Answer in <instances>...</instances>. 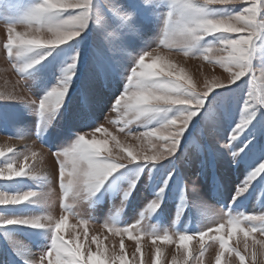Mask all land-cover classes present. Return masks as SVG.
I'll return each instance as SVG.
<instances>
[{"label": "rangeland", "instance_id": "obj_1", "mask_svg": "<svg viewBox=\"0 0 264 264\" xmlns=\"http://www.w3.org/2000/svg\"><path fill=\"white\" fill-rule=\"evenodd\" d=\"M40 2L0 0V94L18 97L15 100L0 99V151L7 153L9 148L15 149L20 157L16 165L18 168L25 165V152L29 157L32 152L37 153L26 163L47 177L0 180V192H42L50 188L54 192L48 207L35 202L15 207L0 206V216L7 218H36L51 212L59 219L63 214L62 192L58 162L52 152L68 147L80 134L102 125L117 136L121 144L129 145L134 154L139 147L149 151L147 142L141 145L133 139V135L147 127L159 126L167 117L161 116L151 124L146 121L133 122L127 125L124 132L120 131L123 124L109 123V120L126 119L112 109L125 92L135 58L147 51H154V55L167 58L183 70L200 89L204 88L206 80H220L227 84L230 79L229 73L219 65L214 67L202 58L186 56L175 47L169 49L162 43L167 12L170 10L167 0H153V3L147 0H93L99 23L94 18L77 39L52 50L47 59L24 73L22 79L17 70L19 62H16L17 67H13L14 61L8 57L4 47L7 43L6 28L23 24L26 16ZM113 5L124 14L131 15L138 34L119 29V18L123 13H118ZM241 7L214 8L210 9V13L213 17H221L237 13ZM17 31L24 32L22 27H18ZM108 32L112 35L108 36ZM215 42L216 37H206L194 55H199L203 48ZM74 57H78L75 75L72 76L63 106L55 119L42 123L37 105L23 101L40 100L59 86ZM145 62L152 63V60L146 58ZM253 68L259 83L264 79L261 76L264 73V36L256 42ZM250 87V77L246 76L235 84L214 88L202 110L198 111L184 132L175 155L158 163L129 164L114 173L93 197L79 203L75 209L79 218L90 221L87 226L89 242L84 247L90 245V253L105 252L104 258L109 264H120L118 256L123 240V255L128 258L129 264H140L141 255L143 264H155L151 233L194 234L215 229L224 222L230 235V226L216 215L218 210L224 209L234 216L264 214V187H260L264 173L251 182L243 195L237 196L251 173L264 163V106L253 109L255 118L232 147H223L246 116L243 108ZM181 114L180 108H174L167 116ZM128 129L133 135L128 134ZM102 137V133L96 134V139ZM109 147H112L111 143ZM241 148L244 151L234 156L233 153ZM6 158H0V163H4ZM130 189L131 194L125 200L124 195ZM157 200L160 201L159 209L155 213H148V206ZM144 214H147L143 224L147 234L137 236L132 232L130 236L127 233H113L103 227L109 222L121 228L131 227L145 218ZM72 225H76L75 235H81L83 225L70 217L69 227L62 233L65 239L75 238ZM0 235L10 253L8 257L2 254L0 264H12L11 260L13 264H26V261L36 264L39 256L51 246L52 233L48 229L12 225L0 228ZM253 235L255 239H264L259 233ZM92 236L99 237V248L95 242H91ZM174 239L175 243H159L163 253L161 264H172L174 258L183 264L186 252L184 249L178 250V236ZM198 239V236L195 237L189 245L193 257L198 254ZM243 239V233H237L229 241L230 247H239L243 253ZM251 242L252 236L249 237ZM138 248L140 251H137ZM205 248L207 251L201 264H216L220 251L218 244L206 237ZM189 264H192L191 260ZM223 264H239L238 257L228 252Z\"/></svg>", "mask_w": 264, "mask_h": 264}, {"label": "snow or ice", "instance_id": "obj_2", "mask_svg": "<svg viewBox=\"0 0 264 264\" xmlns=\"http://www.w3.org/2000/svg\"><path fill=\"white\" fill-rule=\"evenodd\" d=\"M147 2L153 3V0H147ZM167 2L170 10L167 12L162 43L169 49L175 47L186 56L202 58L214 67L219 65L229 73L230 79L227 84L218 80H206L204 88L200 89L184 74L183 70L177 68L176 65L173 66L174 64L167 58L158 54L154 55V51H147L135 58V66L131 69L125 92L115 102L112 109L119 113L120 117H126V119L109 120V123L123 124L120 131L124 132L127 125L133 122L146 121L151 124L161 116L167 117L159 126L147 127L146 130L134 135L128 129V134L133 135V139L141 145L147 142L149 151L146 152L143 147H139L134 154L129 145L121 144L117 136L100 125L90 132L80 134L74 143L61 151L52 152L58 162L59 186L62 192L63 214L59 219H56L51 212L36 218L0 216V228L24 225L51 231V246L39 256V264H109V261L104 258L105 252L90 253V245L88 248L84 247L89 242L87 226L90 221L79 218L75 211L77 205L93 197L121 168L136 162L158 163L175 155L184 132L198 111L202 110L206 98L214 88H224L246 76L250 77L251 87L243 108L246 116L234 129L229 141L223 145L224 148L230 149L247 129L251 120L255 118L253 109L256 106H264V79L258 83L253 68V52L256 42L264 36V0H167ZM237 6H242L237 13L221 17H213L210 13V9H234ZM113 7L117 8L118 13H123L116 5ZM94 18L96 17L93 0H41L26 16L24 23L20 24L32 29V33L18 32L17 28L20 25L6 28L7 43L4 47L7 49L8 57L14 61L13 67H17L16 62H19L17 70L24 79L23 74L47 59L52 50L77 39ZM119 19L121 20L119 29H127L130 34H138L132 24L131 15L123 13ZM96 22L99 23L98 18ZM44 31L53 34L55 43L47 47L25 44L29 40L43 39L35 33ZM111 35L112 33L108 32V36ZM210 36L216 37V42L203 48L199 55H194L206 37ZM180 37L184 39L183 44L180 43ZM146 58L151 59L152 63H146ZM157 60L163 62L164 71L156 68ZM77 61L78 57H74L73 63L65 70L64 78L59 86L50 90L42 99L23 101L37 105L42 123L55 119L59 109L63 106L72 76L75 75ZM241 72L243 75H239ZM214 83H218V86L212 87ZM0 99L15 100L18 97L11 94H0ZM174 108H180L182 114L168 117L167 114ZM97 133H102L103 137L96 139ZM110 143L112 147H109ZM116 149L119 151H115ZM243 151L244 149L241 148L233 155L239 156ZM125 152H127L126 155ZM5 156L7 158L4 163H0V180L13 181L22 177L29 179L47 177L42 171L30 168L26 163L29 158H35L37 153L32 152L29 157L25 152L23 154L25 165L19 168L16 165L20 157L15 149L9 148L7 153L0 151V158ZM112 165L119 167L113 168ZM259 168L260 166L251 173L246 185L239 189L238 197L247 191V187L253 180L264 173V170H259ZM134 186L133 184V188ZM53 192L54 189L51 188L42 192H0V206L15 207L35 202L48 207ZM130 194L131 189L125 193L124 199L127 200ZM159 206V200L153 201L148 206L147 212L155 213ZM216 215L230 226V235L224 222L219 223L215 229L209 228L207 231L194 234L155 235L151 233L152 243L155 246V264H161L163 255L159 243H175L174 237L176 236L179 241L178 250L184 249L186 252L183 264H189L190 260L192 264H201L207 251L206 237L219 246L220 251L216 256V264H223V258L228 252L238 257L239 264H264V239H255L253 235L259 233L264 237V214L234 216L220 209ZM146 216L147 214H144L145 218L131 227L121 228L111 222L103 227L113 233H127L130 236L132 232H135L137 236L141 233L147 234L143 227ZM70 217L77 219L78 224L83 225L81 232L83 240L81 235H75L76 225H72L74 239H65L62 235L69 227ZM234 226L240 229L237 233H243V253L239 247H230L229 241L234 237L232 234ZM197 236L199 238L197 241L198 254L193 257L189 245ZM250 236H252L251 243H249ZM91 242H95L99 248V237L92 236ZM120 249L121 254L118 256L120 264H129L128 258L123 255V240H121ZM137 251L140 249L138 248ZM26 264L29 262L26 261ZM140 264H143L142 255ZM172 264H181V261L174 258Z\"/></svg>", "mask_w": 264, "mask_h": 264}, {"label": "clouds", "instance_id": "obj_3", "mask_svg": "<svg viewBox=\"0 0 264 264\" xmlns=\"http://www.w3.org/2000/svg\"><path fill=\"white\" fill-rule=\"evenodd\" d=\"M18 27H22L23 30H24V32H29V33H32V32H33L32 29L27 28V27H24V26H22V25H20V26H18ZM35 34L38 35V36H40V37H42L43 39H34V40L26 41V42H25L26 45H29V46H35V47H47V46H49V44H51V43H55V40H54L53 34L50 33V32L44 31V32H37V33H35ZM179 40H180V43H181V44L184 43V39H183V37H180ZM162 64H163V62L160 61V60H157V61L155 62V66H156V68H157L159 71H164V69H163V67H162ZM173 66H175V65H173ZM239 75H243V73L241 72V73H239ZM261 76L264 77V73H262ZM182 78H184V77H182ZM218 81H220V80H218ZM216 86H218V83H214V84L212 85V87H216ZM118 99H119V98H118ZM111 167L116 168V167H119V166H118V165H112ZM259 170H264V163H262V164L260 165ZM239 230H240L239 228H237V227L234 226V227L232 228V234H233V236H235V234H236ZM36 264H39V262L37 261Z\"/></svg>", "mask_w": 264, "mask_h": 264}, {"label": "trees", "instance_id": "obj_4", "mask_svg": "<svg viewBox=\"0 0 264 264\" xmlns=\"http://www.w3.org/2000/svg\"><path fill=\"white\" fill-rule=\"evenodd\" d=\"M260 187H261V188L264 187V177H263V179H261ZM3 253L6 254L7 257H8V255L10 254V253H9V250L5 247V242H4V240L2 239V237H1V235H0V258H1V256H2ZM10 259H11V258H10ZM10 263L13 264L14 261L11 260Z\"/></svg>", "mask_w": 264, "mask_h": 264}]
</instances>
